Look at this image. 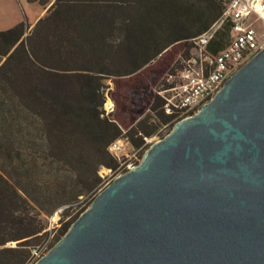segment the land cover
I'll return each instance as SVG.
<instances>
[{
  "label": "trees",
  "instance_id": "obj_1",
  "mask_svg": "<svg viewBox=\"0 0 264 264\" xmlns=\"http://www.w3.org/2000/svg\"><path fill=\"white\" fill-rule=\"evenodd\" d=\"M223 6L53 0L28 34L26 16L0 30V264H27L31 247L49 232L43 216L58 208L68 214L102 181L100 167H118L112 142L126 136L138 147L160 124H174L159 91L182 66L179 55H189L188 39ZM228 42L225 23L208 50ZM108 96L115 108L106 113Z\"/></svg>",
  "mask_w": 264,
  "mask_h": 264
},
{
  "label": "water",
  "instance_id": "obj_2",
  "mask_svg": "<svg viewBox=\"0 0 264 264\" xmlns=\"http://www.w3.org/2000/svg\"><path fill=\"white\" fill-rule=\"evenodd\" d=\"M34 264H264V48Z\"/></svg>",
  "mask_w": 264,
  "mask_h": 264
},
{
  "label": "built area",
  "instance_id": "obj_3",
  "mask_svg": "<svg viewBox=\"0 0 264 264\" xmlns=\"http://www.w3.org/2000/svg\"><path fill=\"white\" fill-rule=\"evenodd\" d=\"M222 1L224 6L219 17L202 33L188 39L189 55H179L182 66L168 73L166 79L171 85L159 91L164 98L165 112L173 115L172 121L197 112L203 103L213 99L233 73L264 48V0ZM225 23H229V42L211 54L208 45ZM119 141L115 140L109 146L114 155H117ZM140 160L135 157L124 161L114 177L136 166ZM51 238L31 247L27 264H34L49 251L54 245Z\"/></svg>",
  "mask_w": 264,
  "mask_h": 264
},
{
  "label": "rangeland",
  "instance_id": "obj_4",
  "mask_svg": "<svg viewBox=\"0 0 264 264\" xmlns=\"http://www.w3.org/2000/svg\"><path fill=\"white\" fill-rule=\"evenodd\" d=\"M45 12H43L44 14ZM42 14V15H43ZM27 21L29 23V27L26 30V34H28L33 25L35 24L36 21L31 20L27 18ZM4 60V57H0V63ZM111 83V81H110ZM112 84V83H111ZM104 109L105 112L108 113L110 111H112L115 108V104L114 101L112 100V98L110 96H108L106 98V101L104 103ZM173 127V123L168 122L165 124H160L157 129L155 130V132L150 135L147 136L145 138V142L136 147L132 144V142L128 139V137L124 136V137H120L116 140H120L117 143V146H119L118 150H117V159L119 160V165L121 163H123L124 161H127L129 159H133L135 157H138L139 159L142 158L144 152L149 148V146L155 142L157 139L163 138L166 134H168L170 132V130ZM118 165V166H119ZM118 167L112 169V168H108L106 166H102L99 169V174L102 177V181L98 184V186L95 188V191L92 194H89L87 196H84L82 198V203H80V205L75 204L69 211V213H65L62 214V209L58 208L57 210H55L51 215H44V219L46 221L47 224V229H48V234L46 235L45 238L47 237H52V241L55 243L58 239H59V234H60V228L62 227V225L64 224V222L68 221L69 219H72V217L75 214H78L82 209H85L90 201L93 199V197L96 195V193L100 190V188L102 186H104V184L111 180L114 177V174L116 172ZM81 213V212H80ZM17 241H10L7 242L6 245L8 246H15Z\"/></svg>",
  "mask_w": 264,
  "mask_h": 264
},
{
  "label": "crops",
  "instance_id": "obj_5",
  "mask_svg": "<svg viewBox=\"0 0 264 264\" xmlns=\"http://www.w3.org/2000/svg\"><path fill=\"white\" fill-rule=\"evenodd\" d=\"M53 0H0V30L8 29L26 16L36 21Z\"/></svg>",
  "mask_w": 264,
  "mask_h": 264
}]
</instances>
